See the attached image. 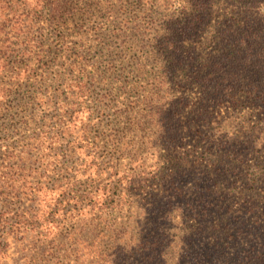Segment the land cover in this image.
<instances>
[{
    "label": "trees",
    "instance_id": "trees-1",
    "mask_svg": "<svg viewBox=\"0 0 264 264\" xmlns=\"http://www.w3.org/2000/svg\"><path fill=\"white\" fill-rule=\"evenodd\" d=\"M61 1L49 0L47 3L45 0H20L18 4L21 9L12 18L5 19L8 21V30L2 31L4 29L0 23V38L3 40L0 45V112L9 109V104L17 106L23 102L24 97L20 95L19 87L27 86L29 80H33L37 76L36 73L44 68L46 45L40 34L42 20L45 18V11L48 10L49 21L55 24L59 17L57 13L62 6ZM138 2V8L143 10L146 5L151 6L155 0ZM172 2L171 13L161 12L160 15H155V22L159 23V27L153 29L154 27L147 28L140 24H136V27L131 25L133 22L127 15V0H118L117 5L112 0L107 1L112 13L127 15L121 17L117 25L113 23L109 27L117 32V36L128 31L150 30V36L142 39L146 41L145 44L140 45V51L148 56L146 62L138 56L136 67L126 71L128 80L136 72L151 73L150 77L142 75L143 83L146 82L148 85L135 81L132 91L137 95L130 96L136 98L124 101L123 108L119 107V110L112 114L115 118L108 120L109 126L112 122H115V125L109 128L102 148L111 149L112 160L106 162V165L114 172L118 171V166L113 165L114 160L128 159L132 156L130 153L143 149L142 146L162 156L167 148L163 150L162 146L170 144L176 149L179 143L183 145L181 133L189 136L187 140L193 147L202 148L201 159L207 160L208 150L202 145L213 138V127L209 120L211 115L209 102L212 98L222 102L233 97L234 109L238 105L253 107L259 117L264 118V0H172ZM223 4L231 7L230 13L220 14L221 31L215 43L213 38L211 39L213 45L208 48L212 51L204 54L200 49L204 44L201 34L206 26L212 25L209 18L216 13V8ZM114 8L118 12L115 13ZM174 23L181 27H174ZM93 25V29L97 28L96 24ZM150 60L155 66L148 70L147 68L151 66ZM75 61L76 57L73 59V67H80V72L70 83V95L67 97L71 102L68 108L72 109L74 115L68 114L67 118L75 122L80 119L82 136L88 138L94 126L90 122L86 123L81 116L82 112L88 114L93 111L90 106L83 104L93 86L92 82L86 80V69L87 66L94 68L95 65ZM185 64L193 67L191 73L189 69L181 71ZM114 69L113 63L109 62L100 73L106 76ZM197 70L199 73H196ZM5 72L11 76L8 81L2 77ZM97 74L99 69L94 68L89 73L90 79L95 81ZM175 86L181 91L185 89L187 92L198 91V100L192 104L188 97L171 95ZM124 90L126 89H122ZM238 92H242V99L238 97ZM35 94L38 100L37 89ZM112 99L109 90L96 98L98 104L96 108H99L102 116L110 114ZM69 102L66 101L68 106ZM85 109L86 111H83ZM187 109L188 111H185ZM183 112H187L185 118L180 124L175 123L174 118ZM29 122L30 119L24 124ZM121 122L124 126L117 129ZM8 123H1L0 126L8 131V128H11ZM227 131L213 141L215 143L212 150L215 151L213 148H217L221 155L215 160L212 159L214 163L200 164L204 168L201 173L203 177L196 180L198 186L206 187L200 200H196V203L190 206L188 204L194 198H189L188 203L185 191L180 187L175 188L181 192L176 195L177 199L188 205L192 214L199 213L198 228L196 233H193L194 236L191 232L181 231L179 228L174 232L169 229L168 232L161 228L157 229L161 223H156L153 227V236L147 235L146 241H142L136 224L119 222L117 221L119 219L113 218L115 216L123 218L125 200L122 189L129 182L125 179L127 176L113 179L111 175H107L109 183L100 185L103 175L100 174L101 168L97 167L98 153L95 149L98 147L93 146L92 141H86L87 139L83 141L85 147L82 150L90 158L85 161L84 168L78 175L87 177L88 180L82 181L79 177L72 183L67 179H54L51 189L66 190L73 186V206L81 210L92 208L96 215L88 220L86 217H80V221L74 223L72 228L66 230L62 228L57 219L61 216L63 203L67 201L70 204V199L47 198L50 193L47 192L49 186L46 181H43L41 176L35 177L34 181H28L26 175L28 171L38 173L39 163L48 156H61L59 147L48 146L49 136L44 132L22 135L20 129H12L11 132H16L15 135L20 137V149L12 146L8 137L0 135V206L8 207L7 205L13 204L15 200L13 198L19 200L21 195L17 194L22 193L24 189L26 192L23 194L29 200H33L32 196L40 203L39 199L43 197V202H46L45 212L41 215L33 214L25 223L31 232L29 236L38 237L47 245L42 249L45 254L58 259L73 257V264H264V180L259 181V177L256 176L250 178L248 173L243 175L241 164H245L248 157L240 153L247 148L250 137L236 141L237 145L229 156L226 150L232 148V137L226 133ZM56 145L58 146L57 143ZM65 150L62 151L63 156L70 153V147ZM73 152H76L75 148ZM193 168L201 169L196 165H193ZM118 172L120 174V171ZM193 173L192 171L191 175ZM235 174L239 178L241 176L247 178L244 192L248 193V196L239 213H232L230 207L220 205L221 202H225L224 197L227 200L232 198L227 191H223L225 196L224 194L214 196L210 189L218 182L222 186H230L229 181L231 184L234 181L230 177ZM173 183V180H170V186ZM180 184L185 187V181ZM96 186L102 189L97 190ZM160 207L171 208V201L161 202ZM179 212L177 209L174 215L168 217L170 225L175 224V217L179 220ZM133 215L135 216V213ZM217 215L220 217L216 218ZM75 217L76 215L73 219ZM135 220L137 221L136 216ZM193 227L194 225L191 226ZM71 262L68 261L67 264H72Z\"/></svg>",
    "mask_w": 264,
    "mask_h": 264
},
{
    "label": "rangeland",
    "instance_id": "rangeland-1",
    "mask_svg": "<svg viewBox=\"0 0 264 264\" xmlns=\"http://www.w3.org/2000/svg\"><path fill=\"white\" fill-rule=\"evenodd\" d=\"M18 1L20 0H0V23L4 29L2 31H7L9 28L8 21H5V19L12 18L21 9ZM45 1L49 2V0ZM107 1L109 0H62V6L59 13H57L59 17L56 19L55 24L49 21L50 12L45 9L47 12L45 11V18L42 20L43 25L40 28L43 43L46 45L43 61L45 63L44 68L36 73L37 79L35 77L31 81L29 80L27 86L19 87L20 95L24 97L23 102L17 106L9 104V109L6 108V111L0 112V124L9 122L8 126L11 127L8 128V131H5L6 128L0 126V135L8 137L12 143L11 145L20 149V137L15 135L16 132H11L12 129H20L22 135L44 132L48 133L47 136H49L48 146L60 148L58 150H61V156H48L44 161L38 162L40 165L38 173H30L28 171L26 175H28V181H34L35 177L40 178V176L43 181H46L49 186H46L47 192L50 193L47 198L50 199L51 197L57 200L58 198L68 197L70 199V204L67 201L63 203L61 216L57 219V223L60 222L65 230L72 228L74 223H78L80 217H86L85 219L88 220L96 215L93 213L92 208L81 210L73 206V186L66 190L58 189L53 191L51 189L54 179H67L72 183L79 177L82 181L88 180L87 177L78 175L82 172L85 161L90 158L82 150L85 147L83 141L87 139L86 141H92L94 143L93 146L98 147L95 149V152L98 153L97 167L101 168L100 174L101 176L103 175L99 182L100 185L109 183L107 175H111L113 179L127 176L125 179L129 182L122 189V196L125 200L123 218L118 216L113 218L119 219L117 220L119 222L124 221L126 223L130 222L131 225L136 224V229L139 231L138 234L142 241H146L147 235L153 236V227L156 226V223H161L157 229L161 228L166 232L169 229V231L174 232L179 228L181 231L191 232L192 236H194L193 233L198 228L199 213L196 215L192 214L188 209V205H194L196 200H200L201 194L205 193L206 190L204 185L198 186V181L196 180V178L203 177L201 173L204 168L200 164L205 162L214 163L212 159L215 160L221 155L217 148H213L217 153L212 150L215 143L213 141L217 140L220 135L225 134V131L228 130L226 133L232 137V148H228L226 151L231 156L237 145L236 141L250 137L246 145L247 148L240 153L242 156L248 157V161L245 164H241L244 170L243 175L248 173L250 178L256 176L259 177V181H263L264 118H260L257 110L253 107H240L238 105L234 109L233 97L222 102L212 98L209 102L211 112L209 120L210 125L213 127V138L207 140L203 145L201 144L204 149L208 150L209 157H207V160L206 158H204V161L201 159L202 148L193 147L187 140L189 136H185L186 133H181L180 138L183 145L179 143L176 149L170 144L162 146L163 150L165 147L167 148L160 156L158 152L142 146L143 149L134 150L130 153L132 154L130 158L114 160L113 165L118 166L120 174H118V171L114 172V170L109 169L106 162H111L113 153H111V149H104L102 146L105 143V136L109 133V128L115 125V122H112L109 126L108 120L115 118V115L112 114L119 110V107L123 108L122 104L124 101H131L135 97L130 95H137L132 91L135 81L147 86L148 83H143V76H151V73L143 74L139 70L140 73H134L128 80L126 73L127 69L136 67L138 56H141L143 61L146 62L148 56L140 51V45L145 44L146 41L142 39L150 36V30L128 31L124 35L120 33V36H117V32L109 27L113 23L117 25L121 17L128 15L133 22L131 24L133 27H136V24H140L141 26L145 25L147 28L154 27L153 29H158L159 23L156 24L155 15H160L161 12L164 14L171 13L173 2L172 0H155L151 6L146 5L142 10L138 8V0H127L128 12L126 16H122V13L121 15L112 13L107 6ZM112 1L117 5L118 0ZM230 9L231 7L227 4L218 6L216 13H213L209 18L212 25L206 26L201 34L204 44L200 46V49L204 54L212 51L208 46L213 45V40L215 43L221 31L220 14L230 13ZM114 11L115 13L118 12L116 8H114ZM93 24H96L97 28L93 29ZM176 26L181 27V25L174 23V27ZM212 38L213 40H211ZM141 40L142 44H140ZM2 42L3 40L0 38V45ZM6 44L8 45V43ZM144 49H147V47H144ZM75 57V62L94 64V68L99 69V74L95 75V81L91 80L89 75L94 68L87 66L86 69V80L93 84L91 86L92 91L83 104L84 106H90L93 111L88 114L87 112H82L81 116L86 123L90 122L94 126L92 134L88 135V138L82 136L80 119L75 122V120L67 118L68 114H73L72 109L68 108L71 106V102L67 98L70 95L69 85L80 72V67H73V59ZM150 61L151 66L147 68L148 70L155 66L152 60ZM109 62L113 63L115 69L112 73L104 76L100 72L105 69ZM77 65L79 64L77 63ZM187 67V64H185L184 69L181 71L184 72L189 69L191 73L193 67ZM196 73H199V70ZM100 76H103V78ZM2 77L5 81L11 78L8 72L3 73ZM36 89L39 92L38 100H36ZM122 89L126 90L122 91ZM106 90L110 91L113 102L110 106V114L106 113L105 116H102L99 113V108H96L98 106L96 98L100 97ZM123 92L127 94L125 95ZM171 95L188 97L193 104L198 100L199 92H187L186 89L181 91L175 86ZM188 95H191V97ZM242 95V92H238L239 98L242 99ZM66 101L69 102V106ZM13 105L15 104L13 103ZM68 109L71 110L68 111ZM83 111H86V109ZM185 111H188V109ZM182 114L174 118L175 123L180 124L187 112ZM28 119L31 122L24 124ZM123 126L124 123L121 122L117 125V129ZM95 137L96 139H94ZM135 142L137 143L138 141L135 140ZM16 144H19V146ZM67 147H70V153L63 156L62 151L67 149ZM73 148L76 149V152H73ZM193 165H196V167L200 166L201 169L197 170L193 168ZM124 171L126 175L123 174ZM192 171L194 173L191 175ZM230 178L234 179L233 184L229 181L230 186H222L218 182L210 189L213 191L214 196L216 194H224L223 196H225L223 191H227L232 198L227 200L224 197L225 202H221L220 205L225 208L230 207L232 213H239L242 210L244 200L248 196V193L244 192L247 178H243V176L239 178L236 174ZM170 180L174 182L172 186H170ZM184 181L185 187H182L180 182ZM96 187L97 190L102 189L99 188L100 186ZM176 187H180L185 191L188 203L189 198H194V200L186 206L184 202L177 199L176 195L181 192L175 189ZM25 192L26 189L22 193L17 194L21 195L20 199L13 198L17 201L14 200L13 204L7 205L8 207H5V205L4 207L0 206V264H67L68 261H72L71 263L73 264V257H60L58 259L45 254L42 249L47 247V245L43 244L38 237L32 238L29 236L31 232L25 226V223L30 220L29 217L33 214L39 213L41 215L45 212L46 207L44 205L46 202H43V197L39 199L40 203H37L32 196L33 200H29L23 194ZM173 193L175 194L173 195ZM213 199L212 202H214ZM163 201H171V208H161V202ZM54 204L53 202V208ZM177 209L180 211L179 220L175 217V224L170 225L168 217L174 215ZM94 212L97 211L94 210ZM134 213L137 221L133 215ZM74 215L76 217L73 219ZM219 217V215L216 216V218ZM192 225H194L193 228H191Z\"/></svg>",
    "mask_w": 264,
    "mask_h": 264
}]
</instances>
